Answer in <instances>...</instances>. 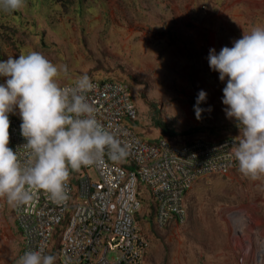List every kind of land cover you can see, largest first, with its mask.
I'll return each instance as SVG.
<instances>
[{"label":"rangeland","instance_id":"374dc122","mask_svg":"<svg viewBox=\"0 0 264 264\" xmlns=\"http://www.w3.org/2000/svg\"><path fill=\"white\" fill-rule=\"evenodd\" d=\"M257 26L264 27V0H24L18 11H0V60L37 51L67 66L60 83L85 74L121 81L136 112V123L126 124L145 140L162 134L157 124L175 140L241 139L242 126L226 117L222 103L227 77L221 81L207 57ZM200 90L207 95L197 120ZM184 206L181 224L139 222L142 264H249L254 234H264V177H244L239 166L200 177ZM19 249L11 204L0 199V264H18Z\"/></svg>","mask_w":264,"mask_h":264},{"label":"built area","instance_id":"2783aa9c","mask_svg":"<svg viewBox=\"0 0 264 264\" xmlns=\"http://www.w3.org/2000/svg\"><path fill=\"white\" fill-rule=\"evenodd\" d=\"M90 82L88 102L95 108L97 120L127 146V156L117 162L105 154L100 163L74 172L66 202L57 203L39 190L31 202L11 205L20 237L19 257L39 249L47 253L59 228L55 264H142L146 241L134 217L142 196L138 186L153 205L156 228L181 224L186 191L200 177L224 176L235 170L239 165L234 150L240 139L231 135L214 140L199 137L181 144L160 137L145 140L126 124L136 113L126 85L113 79L93 78ZM9 120L8 146L25 163L31 157L20 133L22 121L19 114L10 115ZM235 218L231 214L232 222ZM254 235L249 264H264V234Z\"/></svg>","mask_w":264,"mask_h":264},{"label":"clouds","instance_id":"9594fccd","mask_svg":"<svg viewBox=\"0 0 264 264\" xmlns=\"http://www.w3.org/2000/svg\"><path fill=\"white\" fill-rule=\"evenodd\" d=\"M23 7L24 0H0L3 12ZM207 59L221 81L227 77L222 89L226 117L242 126L234 150L239 171L244 177L260 179L264 177V27L252 28L218 54L209 49ZM67 75L66 65L58 66L37 51L0 60V78H4L0 83V199L13 206L31 202L39 190L57 203L66 202L72 172L100 163L105 154L117 162L127 156V146L97 120L88 102L86 94L93 87L89 77L85 74L62 86L61 78ZM206 95L200 90L193 105L197 120ZM17 109L24 147L31 157L25 163L8 147L9 114ZM55 261L54 255L39 249L25 252L18 264Z\"/></svg>","mask_w":264,"mask_h":264},{"label":"trees","instance_id":"16d2710c","mask_svg":"<svg viewBox=\"0 0 264 264\" xmlns=\"http://www.w3.org/2000/svg\"><path fill=\"white\" fill-rule=\"evenodd\" d=\"M89 77V75H88ZM89 79H92V78H89ZM132 122H135L136 123V116L135 118L132 120ZM134 123V124H135ZM130 126V125H129ZM132 126V125H131ZM130 126V127H131ZM157 127L160 128V131H161V135L160 136H156L155 138H165L167 140H169L171 143H174V144H181V143H186V142H189L195 138H198L200 137V135H193L191 137H188V135L184 136V139L183 140H175V139H172L173 138V135L174 133L171 132V131H166L165 128H163L160 124H157L156 125ZM132 128V127H131ZM169 133V135L167 136V133ZM173 134V135H171ZM183 136V135H182ZM225 136H230V135H222V136H217V137H209V136H206L205 138L206 139H210V140H214V139H220V138H223ZM74 172L71 173V175H73ZM138 190H139V194H141V198L139 199L140 201V209L138 212H136L134 214V217L135 219L137 220V222H140V221H145L148 220L152 223V225L154 226L153 222H152V217H153V213H154V210H153V205L150 201V199L148 198V196L146 195V192L144 191L143 187L141 185L138 186ZM144 207V209H147L148 212L146 211L144 213H140L141 209ZM185 208V206H184ZM185 214H186V211H185ZM170 223H168L167 225H169ZM165 225V226H167ZM164 226V227H165ZM155 227V226H154ZM60 232V229L57 228L54 232V235H53V238L51 239V242L49 243L48 245V250H47V253L46 254H51V255H54L56 257V252H57V247H58V234Z\"/></svg>","mask_w":264,"mask_h":264},{"label":"crops","instance_id":"0c3cea01","mask_svg":"<svg viewBox=\"0 0 264 264\" xmlns=\"http://www.w3.org/2000/svg\"><path fill=\"white\" fill-rule=\"evenodd\" d=\"M15 114H18V110L15 111L14 113H10L9 116H10V115H15Z\"/></svg>","mask_w":264,"mask_h":264}]
</instances>
